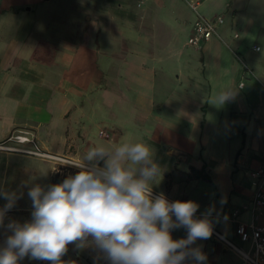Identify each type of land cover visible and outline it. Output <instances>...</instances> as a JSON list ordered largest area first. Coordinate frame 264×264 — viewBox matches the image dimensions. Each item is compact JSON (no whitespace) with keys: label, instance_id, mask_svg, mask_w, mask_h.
Here are the masks:
<instances>
[{"label":"crops","instance_id":"0c3cea01","mask_svg":"<svg viewBox=\"0 0 264 264\" xmlns=\"http://www.w3.org/2000/svg\"><path fill=\"white\" fill-rule=\"evenodd\" d=\"M189 2L0 0V141L27 130L42 149L77 159L97 144H150L163 172L153 190L197 202L200 216L214 206L213 226L247 248L237 223L264 226L251 176L264 169V0H204L198 12ZM198 14L223 18L199 47L188 42ZM228 90L234 98L213 105ZM76 173L0 151V188L23 192L4 224L31 219L23 185L47 187ZM10 234L0 227V247ZM193 247L204 264H245L213 238ZM62 259L109 264L71 244Z\"/></svg>","mask_w":264,"mask_h":264},{"label":"clouds","instance_id":"9594fccd","mask_svg":"<svg viewBox=\"0 0 264 264\" xmlns=\"http://www.w3.org/2000/svg\"><path fill=\"white\" fill-rule=\"evenodd\" d=\"M234 95L222 91L213 105L223 106ZM70 165L79 171L61 183L23 185L32 207L24 222L4 224L23 192L0 188L7 201L0 208V227L11 233L0 247V264H19L25 257L69 264L62 257L70 244L94 248L109 264H204L206 255L193 245L211 238L214 206L198 218L197 202L153 195L163 172L150 144L131 139L97 144ZM181 228L186 237L174 239L172 231Z\"/></svg>","mask_w":264,"mask_h":264},{"label":"built area","instance_id":"2783aa9c","mask_svg":"<svg viewBox=\"0 0 264 264\" xmlns=\"http://www.w3.org/2000/svg\"><path fill=\"white\" fill-rule=\"evenodd\" d=\"M203 1L190 0L189 4L194 11L198 12L199 6ZM222 22V17L209 20L201 14H198L194 21L193 34L188 40L189 44L197 47L201 46L216 33L217 26ZM255 49L259 50L260 47L257 46ZM242 85L243 82L240 83V86ZM26 144H29V147L25 146ZM0 151L33 155L54 163L60 170L66 173L79 171L78 168L70 165V163H76L79 159L42 149L35 134L27 130L13 132L4 140H1ZM251 176L254 178L252 184L255 187L254 207L258 212H261L264 209V169L259 168L252 171ZM159 193L153 190V195H158ZM166 197L170 202L176 201L168 196ZM195 215L198 218L201 217L197 213ZM236 230L239 238L243 242L248 243L247 248L237 244L233 239L226 236L214 226L211 238L226 248L238 253L245 264H264V226L248 225L244 222H238Z\"/></svg>","mask_w":264,"mask_h":264}]
</instances>
